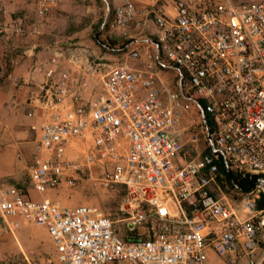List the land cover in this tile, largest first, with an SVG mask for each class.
<instances>
[{"label":"built area","instance_id":"2783aa9c","mask_svg":"<svg viewBox=\"0 0 264 264\" xmlns=\"http://www.w3.org/2000/svg\"><path fill=\"white\" fill-rule=\"evenodd\" d=\"M57 2L37 0V15L46 16ZM175 10L174 18L163 5L145 11L157 26V50L141 66L111 64L101 91L86 105L32 126L39 131L29 168L32 187L41 192L63 177L74 186L85 174L107 189L122 186L118 210L129 235H121L99 206H65L27 198L16 187L0 188L1 213L45 226L58 264H205L209 245L233 263L244 255L247 264H264V3L176 0ZM135 15L132 0H122L113 24H140ZM12 27L25 34L21 24ZM128 58L141 61L136 49ZM160 68L176 70L174 89L156 87ZM69 95L79 99L62 73L46 102L59 110ZM193 108L201 120L181 129V114ZM177 131H191L192 142L202 133L207 152L175 161L182 150ZM120 138L128 143L124 155ZM68 147L77 157L66 155ZM219 162L234 174L252 175L249 190L234 187L243 218L210 191ZM164 198L188 204L189 211L161 212ZM149 217L155 221L150 237L134 235Z\"/></svg>","mask_w":264,"mask_h":264},{"label":"crops","instance_id":"0c3cea01","mask_svg":"<svg viewBox=\"0 0 264 264\" xmlns=\"http://www.w3.org/2000/svg\"><path fill=\"white\" fill-rule=\"evenodd\" d=\"M121 1L58 0L46 16L39 17L37 0H0V19L7 25L0 30V188L16 187L33 200L49 198L61 205L75 206L67 203V197L72 194L65 177L56 187L41 192L32 187L29 168L38 153L39 141V131L32 126L53 121L57 113L63 116L71 106L86 105L101 91L111 64L128 60L138 67L147 53H156L153 32L157 26L145 11L163 5L167 16L174 18L176 0H132L140 24L119 27L113 24V13ZM17 23L25 29V34L13 29L12 25ZM57 49L63 51L61 57L54 56ZM131 49L139 51L141 61L128 58ZM92 63L98 67L91 69ZM62 73L69 75L70 92L79 99H72L71 94L57 110L46 98ZM174 77L175 69L160 68L156 87L167 89ZM187 116L192 114H181V129L189 127L182 125ZM190 134L191 131H177L182 144L181 152L175 157L179 163L191 157V149H198V141H190ZM127 146L126 139L120 138L121 154L126 153ZM73 152L68 147L66 155L77 157ZM213 196L232 206L239 217L245 216L241 201L229 199L220 189ZM159 209L170 215L183 211L171 198L162 199ZM56 255L45 226L23 216H5L0 211V264H13L16 258L23 264H58ZM231 260L218 255L211 245L206 248L205 264H247L244 255H239L234 263Z\"/></svg>","mask_w":264,"mask_h":264},{"label":"rangeland","instance_id":"374dc122","mask_svg":"<svg viewBox=\"0 0 264 264\" xmlns=\"http://www.w3.org/2000/svg\"><path fill=\"white\" fill-rule=\"evenodd\" d=\"M237 2L244 3H259L263 0H235ZM176 78L172 81L169 89H174L176 86ZM192 114V117H185L183 119V126L188 127L193 121H200V116L196 108L191 109L189 112ZM200 133V132H199ZM205 140L202 133L199 134L198 139V149H191L189 154L191 157L201 155L206 152ZM219 187V188H218ZM71 189V196L67 197V203H74L72 205L88 204L99 206L103 211L108 214V216L114 221L115 226L117 227L118 232L123 236H128L129 232L126 229L125 214L121 213L118 210V204L124 195L125 191L122 186H117L114 188H104L100 186L96 180L89 178L87 174L81 175L80 179L74 186H69ZM219 189L222 190L226 196L235 201L239 202V197L235 194V190L227 182L221 180H216V182L211 183L210 191L212 194L219 193ZM70 205V204H69ZM182 208L189 211L188 204H181ZM178 215V214H176ZM155 225L153 218H148L146 222L141 224L138 230L134 233L136 236L141 237H150L151 227ZM13 264H23L19 259H15Z\"/></svg>","mask_w":264,"mask_h":264},{"label":"trees","instance_id":"16d2710c","mask_svg":"<svg viewBox=\"0 0 264 264\" xmlns=\"http://www.w3.org/2000/svg\"><path fill=\"white\" fill-rule=\"evenodd\" d=\"M205 121L207 126L211 127L212 122L210 117L206 114ZM217 179H224L231 187H236L239 191L245 192L253 186L252 175L234 174L227 170L221 162L218 163Z\"/></svg>","mask_w":264,"mask_h":264}]
</instances>
